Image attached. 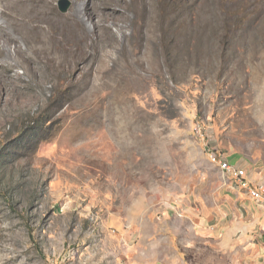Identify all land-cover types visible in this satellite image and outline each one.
Segmentation results:
<instances>
[{"label": "rangeland", "instance_id": "obj_1", "mask_svg": "<svg viewBox=\"0 0 264 264\" xmlns=\"http://www.w3.org/2000/svg\"><path fill=\"white\" fill-rule=\"evenodd\" d=\"M158 2L131 86L32 54L0 16L26 50L0 38V264H261L264 215L205 150L264 181V0ZM97 29L124 66L137 34Z\"/></svg>", "mask_w": 264, "mask_h": 264}, {"label": "bare ground", "instance_id": "obj_2", "mask_svg": "<svg viewBox=\"0 0 264 264\" xmlns=\"http://www.w3.org/2000/svg\"><path fill=\"white\" fill-rule=\"evenodd\" d=\"M71 1V7L66 12L59 13L55 7V0H0V16L4 19L6 18L10 20V24H12L14 28V33H18L20 35L19 37L25 40V48L32 54L53 55L66 52L70 55V62L73 63L75 70L83 69L85 63H90L93 58H95L99 63V65L93 69L96 75L109 76V74L111 75L116 70L122 74L126 84H124V86H129L131 83L138 85L137 82L142 81L143 76L141 77V74L134 66L136 65V67H138V65H146V56L144 55L147 51L148 41L151 39L148 30H150L149 27H151L150 25L155 13L158 11V5L160 6L161 3L158 4V0ZM84 16L92 22L94 30H89L84 25ZM155 17L157 18V16ZM158 18L160 17L158 16ZM134 21H137L136 23H138L135 25L137 28H132V23ZM110 25L118 27L122 40L127 38L126 34L123 32L125 28H131V34L136 33L138 36L136 46L132 45L135 46V52H133L131 48L129 49L128 46V48L126 47L123 50V54L127 55V57L124 56L127 58L124 66L119 64L118 58H112V56L110 57L109 54H106L107 50L105 54L101 56L97 55V53H95L96 51L93 50L97 46L102 47L100 45L103 43H105V47L109 46V48L117 46L116 40L118 38L112 33L109 34L108 37H104V34H100L92 39V36L96 30H98V27L100 29H107ZM11 33L2 31L0 33V38H2L3 41L5 40L7 45L13 46L12 52H14L15 55L23 54L26 50L24 51L21 49L17 43V38ZM125 44H122V47ZM1 51L2 49L0 48V53ZM102 51L104 52L103 47ZM107 60L111 61V66H107ZM148 63L149 62H147V65ZM116 65L118 67H116ZM93 66L90 65L88 70L92 69ZM126 99V96H122L120 100Z\"/></svg>", "mask_w": 264, "mask_h": 264}, {"label": "built area", "instance_id": "obj_3", "mask_svg": "<svg viewBox=\"0 0 264 264\" xmlns=\"http://www.w3.org/2000/svg\"><path fill=\"white\" fill-rule=\"evenodd\" d=\"M192 130L194 135L204 138L205 129L203 123L196 122ZM210 144L206 145L205 150L208 159L220 168L223 175H227L232 179L235 183L234 186L248 195L264 215V183L254 182L244 166L232 162L217 146ZM261 264H264V259Z\"/></svg>", "mask_w": 264, "mask_h": 264}, {"label": "crops", "instance_id": "obj_4", "mask_svg": "<svg viewBox=\"0 0 264 264\" xmlns=\"http://www.w3.org/2000/svg\"><path fill=\"white\" fill-rule=\"evenodd\" d=\"M239 165H241V164H239ZM251 178H252V180L255 182H257V183H260V182H264V181H261L262 180V178H259V179H257V178H255V177H252L251 176ZM263 180H264V178H263ZM260 209V208H259ZM261 210V209H260ZM262 212V211H261ZM264 229V228H263Z\"/></svg>", "mask_w": 264, "mask_h": 264}, {"label": "water", "instance_id": "obj_5", "mask_svg": "<svg viewBox=\"0 0 264 264\" xmlns=\"http://www.w3.org/2000/svg\"><path fill=\"white\" fill-rule=\"evenodd\" d=\"M64 1H65V0H64ZM66 2H67V1H66ZM67 5H68V3L64 4V5L61 7V9H62V10H65L66 7H67Z\"/></svg>", "mask_w": 264, "mask_h": 264}]
</instances>
